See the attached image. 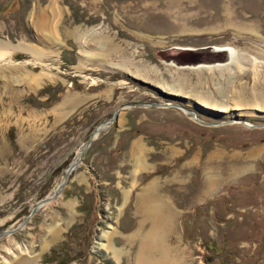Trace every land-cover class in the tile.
<instances>
[{
    "label": "rangeland",
    "instance_id": "1",
    "mask_svg": "<svg viewBox=\"0 0 264 264\" xmlns=\"http://www.w3.org/2000/svg\"><path fill=\"white\" fill-rule=\"evenodd\" d=\"M0 41V231L86 148L0 264H134L155 180L186 264H264V0H0Z\"/></svg>",
    "mask_w": 264,
    "mask_h": 264
},
{
    "label": "bare ground",
    "instance_id": "2",
    "mask_svg": "<svg viewBox=\"0 0 264 264\" xmlns=\"http://www.w3.org/2000/svg\"><path fill=\"white\" fill-rule=\"evenodd\" d=\"M39 19L43 21L41 23L42 27L46 26L45 16H41ZM11 48H12L11 44L6 43V42L3 43L2 41H0V56L7 54V52H9L8 50H10ZM228 50L229 52H231L232 55L233 53H235V50L233 48L231 49L228 47ZM68 100L73 105L76 104L78 101V99L74 96L70 97ZM200 106L205 107L202 104H200ZM237 107L235 106L234 108L238 109ZM208 108L211 110L217 111V112L224 110L221 108L219 109H215L212 107H208ZM182 110L184 109L182 108ZM247 114L249 113L247 112L244 113L242 112V110H240V113L235 114L236 115L235 119H240L241 121L239 120L235 122H244V123H246V121L248 122L247 116L249 115ZM107 124H110V123H104V126H101L100 130L105 128ZM257 151L258 149L252 150L250 154H256ZM75 162H73L72 164H74ZM155 185H156V180L149 183L145 187V191L141 193L139 197L141 200V203H143V209H142L144 213L143 215H145V217H148L151 223H150V227H148L149 229L145 233H143V235L140 237L139 247H138L136 257H135L134 264H186L184 257L178 255L179 253L172 252L173 246L170 244V242H168L170 235L167 232L168 230L165 231L164 228L166 227L167 229L170 230L173 227V223L171 221V215L169 214L170 212L169 208L167 209L165 208L167 206L166 199L159 197L155 194L156 192L155 189L157 188ZM213 187H214V181L212 182V180H208L207 181V191H210L211 189H213ZM107 235L108 234L106 233L104 236L107 237ZM103 245L104 247L106 246L105 243ZM175 247H179V246L176 245ZM117 253H119V250L117 251L115 250L113 254L116 255ZM32 261L34 260L30 258H19V259L15 258L14 259V258L5 256L3 260V264H33Z\"/></svg>",
    "mask_w": 264,
    "mask_h": 264
},
{
    "label": "water",
    "instance_id": "3",
    "mask_svg": "<svg viewBox=\"0 0 264 264\" xmlns=\"http://www.w3.org/2000/svg\"><path fill=\"white\" fill-rule=\"evenodd\" d=\"M222 51H226L227 52V50L226 49H217L216 47H211V49H210V51H208V52H213V54L214 53H221ZM215 54V55H216ZM214 55V56H215ZM211 61H214V62H216V61H218L219 62V60H217L216 58L214 59V60H211ZM230 61H231V59H230ZM218 62H216V64H218ZM208 63V62H207ZM213 64H215V63H213ZM153 88H155L154 86H153ZM156 88H158V87H156ZM159 90V89H158ZM161 91L163 92V94H166V95H171V96H173V97H176V98H178V96H176V94H171V93H165L162 89H161ZM132 105V104H131ZM149 105L150 106H153V107H156V105H163V104H158V103H156V104H154V103H149ZM169 105H171V104H169ZM169 105H163V106H169ZM172 105H174V106H176L177 108H179V109H184V110H186L192 117H193V119L195 120V121H198V122H200L202 125H207V124H213V123H205V122H202L200 119H199V117H198V113L196 112V111H193V110H191V109H189L188 107H185V106H182V107H180V106H178V105H176V104H172ZM138 106H142V105H138ZM124 107V105H122V106H120L115 112H114V114H113V119L111 120H107V121H105L104 123H113L117 118H116V115H117V112L121 109V108H123ZM221 112V111H220ZM234 120H236V119H229L228 121H221L220 123H218V125H220V124H232L233 123V121ZM104 123H101L99 126H96L94 129H93V132H92V134L90 135V137H89V140H88V147L91 145V141L97 136V135H99V133H100V128H101V126H104ZM214 125V124H213ZM87 147V148H88ZM85 151H86V148L85 149H83L81 152H80V156H79V158H78V160L74 163V164H72V163H70L69 165H68V169H67V171H66V173L64 174V178H63V182L61 183V185H59L56 189H55V191H54V193L53 194H51L50 196H47V197H45V198H41L39 201H38V203L36 204V206L33 208V210H30V212H29V214L27 215V218L25 219V221L20 225V226H16V227H14V228H11V230H2V231H0V238L2 237V236H7V235H11V233H13V232H15V231H19L22 227H24V225L26 224V223H28L30 220H31V217L37 212V210L41 207V206H43V205H45V204H47L48 202H50V200L51 199H53V198H58L60 195H61V192H62V190H63V187L66 185V182L68 181L67 179H68V176H69V174L70 173H72L75 169H77V166H78V164L82 161V159H83V157H84V153H85Z\"/></svg>",
    "mask_w": 264,
    "mask_h": 264
}]
</instances>
